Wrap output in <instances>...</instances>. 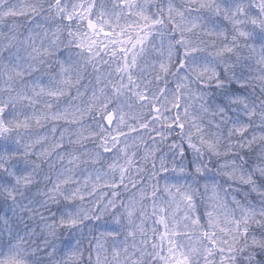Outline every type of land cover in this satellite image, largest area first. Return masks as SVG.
<instances>
[{
    "label": "clouds",
    "instance_id": "obj_1",
    "mask_svg": "<svg viewBox=\"0 0 264 264\" xmlns=\"http://www.w3.org/2000/svg\"><path fill=\"white\" fill-rule=\"evenodd\" d=\"M138 2L182 13L181 29L165 16L154 30L134 69L149 100L135 104L139 119L109 126L102 105L86 107L100 96L91 67L59 100L19 102L61 85V68L80 60L70 35L79 25L65 26L55 0H0V264H159L152 205L168 207L177 189L191 201L169 223L192 264H264V0ZM117 59L103 52L96 64L108 61L117 79ZM38 110L46 118L36 123Z\"/></svg>",
    "mask_w": 264,
    "mask_h": 264
},
{
    "label": "snow or ice",
    "instance_id": "obj_2",
    "mask_svg": "<svg viewBox=\"0 0 264 264\" xmlns=\"http://www.w3.org/2000/svg\"><path fill=\"white\" fill-rule=\"evenodd\" d=\"M53 7L55 8V15L61 16L65 21V26L79 25L77 31L70 32V35L75 38L73 43L75 48L79 50L80 60L61 68L64 79L60 86L41 85L38 89L31 90V94L25 93L19 96V102L34 106L37 103V97H47L49 101L59 100L65 89H69L73 85V77L79 78L82 72L91 67L95 73L96 83L100 85V96L97 97L93 94L86 107L91 110L97 105H102L104 113L102 120L109 126L116 123L117 119L121 125H126L129 120L139 119L133 110L134 106L137 102L141 104L147 102L149 94L146 88H141L134 69L138 67L140 60L146 53V44L154 39V30L158 25L165 23V16L173 30H180L182 22L177 20V17L182 16V13L170 7L167 13L159 10L157 14H149L138 0H55ZM5 15L15 16L24 15V13L10 9ZM179 42H184L183 35H181ZM227 51L231 50L227 49ZM103 52H108L113 59L118 57L115 67V73L119 74L117 79H111L113 72L107 67L108 61H101L103 67L97 66L96 61ZM160 67L162 71H168L165 64L161 63ZM4 71H8L7 66H5ZM15 76L22 77L23 73L17 69ZM106 89H110L111 95H115L117 102L110 100V93ZM152 99L155 100L156 98L152 97ZM158 103L157 101L149 105L153 112L159 111ZM174 106L179 110V104ZM47 107L50 108L51 103ZM5 109V105H0V113L7 115ZM44 118H46V113L43 110L34 112L36 123ZM179 120L180 117L177 115L176 121ZM176 126L182 128L183 124L173 123L169 125V127ZM140 127L146 129L148 125L142 122ZM129 130L134 132L136 128L134 125H129ZM121 135L124 133L117 132L110 139L115 142ZM108 144L109 141L105 140L106 152L111 151ZM128 163H131V157H129ZM167 191H169L172 204L165 207L154 200L152 205L151 215L155 218L156 224L159 225V228L154 231V239L151 245L154 249L153 254L158 258L159 264H192L190 253L185 251L178 241V238L184 236L185 233L178 230L174 224L169 223L170 218L179 211L181 201L190 202L191 195L181 192L179 189L175 192ZM177 197H180V200ZM135 212V207L130 208L129 217L134 216ZM191 223L196 226L199 224V219H193ZM137 230L141 234L144 232L141 225H137ZM129 235L134 236L135 233H129ZM202 235L207 236L208 234L203 232ZM148 242V238L145 236L142 243L148 244ZM212 244L215 245L214 239ZM191 251L193 253L199 251L195 246V241H193ZM211 254V249H208L206 255ZM135 264H140V261H135ZM206 264H211V262L206 260Z\"/></svg>",
    "mask_w": 264,
    "mask_h": 264
}]
</instances>
